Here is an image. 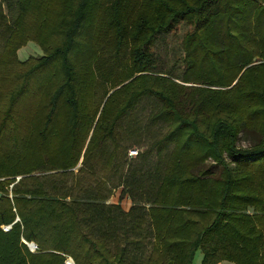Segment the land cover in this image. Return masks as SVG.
Wrapping results in <instances>:
<instances>
[{"label": "trees", "instance_id": "obj_1", "mask_svg": "<svg viewBox=\"0 0 264 264\" xmlns=\"http://www.w3.org/2000/svg\"><path fill=\"white\" fill-rule=\"evenodd\" d=\"M0 39V264H264V0H0ZM144 100L163 131L131 159Z\"/></svg>", "mask_w": 264, "mask_h": 264}, {"label": "rangeland", "instance_id": "obj_2", "mask_svg": "<svg viewBox=\"0 0 264 264\" xmlns=\"http://www.w3.org/2000/svg\"><path fill=\"white\" fill-rule=\"evenodd\" d=\"M6 13L8 14L9 18H13L16 15V8L10 11L6 9ZM186 29H187V25H182L177 35L162 36L156 42L154 59L156 60V64H157L156 68L158 70H169V69L174 68V70L177 73H180V74L182 73V70L180 68L182 65V56L184 54L183 47H182V38L186 32ZM2 44L3 42L0 39V50H1ZM42 55H43V52L41 48L33 42H30L26 47H24L23 49L19 51V57L23 61L28 59L31 56L39 57ZM153 111H155V104H153L151 101L148 102L144 100L142 104L133 112L132 116L123 122L122 129H123L124 134L126 135H128L127 133L132 131L134 128H139V126L142 128V131H143L139 140H138L137 135H135V136H130L128 141H126L125 145L128 147L129 151L131 150H137L138 152L141 151L144 147H147L154 139H156L160 135V133L163 131L162 129L158 128V126L150 123L149 116ZM258 141H259L258 135L253 134L248 131H244V133H242V135L240 136L239 146L242 148H247V147H250L258 143ZM153 159L155 160V157H153ZM136 161H139V160L134 159L130 162L126 161L123 165H120L119 168L118 167L117 168L120 170V172L123 171V173H127L128 165L133 166L134 162ZM152 165H154V163ZM211 165L212 164H209L208 167H211ZM78 169L79 168L76 169V172L78 171ZM212 170L214 174L218 176L221 171V167H212ZM20 179L21 177L17 178V182ZM121 183L122 181L118 182V180H114V179L109 180V187L117 188L118 186H121ZM124 200H125L124 203H126L127 199H124ZM110 203H111V200L109 199L106 202V204L110 205ZM115 212L118 214L117 211ZM11 228L12 226H2V229L6 232L9 231ZM23 242L28 246V248L32 252H35V250L37 249V248L34 249L30 246L32 243H28L25 240ZM144 246H147V245H144ZM127 248H128L129 254L131 255L136 254V250L133 246L129 245L127 246ZM69 259H72V258H67L66 264ZM201 260H202V253L198 252L196 255L195 263L200 264Z\"/></svg>", "mask_w": 264, "mask_h": 264}, {"label": "crops", "instance_id": "obj_3", "mask_svg": "<svg viewBox=\"0 0 264 264\" xmlns=\"http://www.w3.org/2000/svg\"><path fill=\"white\" fill-rule=\"evenodd\" d=\"M121 193H122V187L121 186H118L116 189H114V193L113 195L111 196L110 200H111V204L112 205H118L120 204V206L122 207V209L126 212L129 211V209L131 208V200L128 196L124 197L122 200H120V197H121ZM124 199H127V202L124 203ZM201 263V261H200ZM226 262L224 263H221V264H225ZM226 264H231V263H226Z\"/></svg>", "mask_w": 264, "mask_h": 264}, {"label": "built area", "instance_id": "obj_4", "mask_svg": "<svg viewBox=\"0 0 264 264\" xmlns=\"http://www.w3.org/2000/svg\"><path fill=\"white\" fill-rule=\"evenodd\" d=\"M137 156H138V151L137 150H131V151H129V157L131 159L136 158Z\"/></svg>", "mask_w": 264, "mask_h": 264}, {"label": "water", "instance_id": "obj_5", "mask_svg": "<svg viewBox=\"0 0 264 264\" xmlns=\"http://www.w3.org/2000/svg\"><path fill=\"white\" fill-rule=\"evenodd\" d=\"M17 221H19V219H17ZM30 246H31L32 248H34V249L37 248V245L34 244V243H32ZM71 262H72V264H74V261H73L72 259H69V260L67 261V264H71Z\"/></svg>", "mask_w": 264, "mask_h": 264}]
</instances>
